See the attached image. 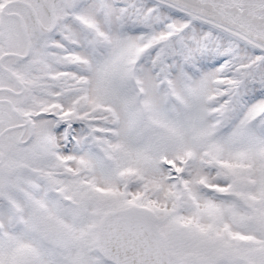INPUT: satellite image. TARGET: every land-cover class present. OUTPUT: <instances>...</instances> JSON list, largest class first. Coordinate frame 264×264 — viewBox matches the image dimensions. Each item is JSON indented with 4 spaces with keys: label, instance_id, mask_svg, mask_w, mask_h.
Returning a JSON list of instances; mask_svg holds the SVG:
<instances>
[{
    "label": "snow or ice",
    "instance_id": "6c2138e0",
    "mask_svg": "<svg viewBox=\"0 0 264 264\" xmlns=\"http://www.w3.org/2000/svg\"><path fill=\"white\" fill-rule=\"evenodd\" d=\"M0 264H264V0H0Z\"/></svg>",
    "mask_w": 264,
    "mask_h": 264
}]
</instances>
